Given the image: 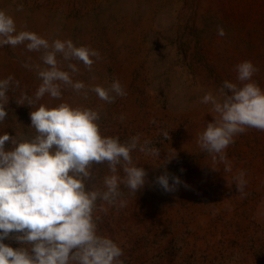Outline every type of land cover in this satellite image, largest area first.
I'll list each match as a JSON object with an SVG mask.
<instances>
[{"label": "rangeland", "instance_id": "1", "mask_svg": "<svg viewBox=\"0 0 264 264\" xmlns=\"http://www.w3.org/2000/svg\"><path fill=\"white\" fill-rule=\"evenodd\" d=\"M0 10L18 31L97 50L91 71L73 61L79 68L73 79L105 88L118 80L127 93L105 103L93 92L85 98L64 89L62 100L45 96L38 102L95 109L101 134L121 143L139 134L131 155L147 174L145 185L133 193L121 184L125 206L98 201L106 210L94 213L99 234L123 250V264H264V131L234 137L224 153L231 171L197 144L212 120L211 105L201 98L217 94L225 80L238 83L235 65L250 61L257 69L252 79L264 89V0H0ZM39 57L24 45L0 47V79L11 75L19 82L7 93L0 135L21 140L35 134L29 128L34 107L22 97L32 98L41 83L34 67ZM57 59L67 70V62ZM146 140L158 158L139 151ZM241 170L243 194L235 180ZM92 171L87 186L103 191L107 166ZM165 171L170 184L171 176L181 180L175 191L155 183ZM3 242L21 246L11 238Z\"/></svg>", "mask_w": 264, "mask_h": 264}, {"label": "clouds", "instance_id": "2", "mask_svg": "<svg viewBox=\"0 0 264 264\" xmlns=\"http://www.w3.org/2000/svg\"><path fill=\"white\" fill-rule=\"evenodd\" d=\"M217 34L225 35L219 27ZM20 45L28 52L40 53L41 63L34 67L41 83L32 98L22 97L34 107L29 128L35 134L21 140L7 132L0 135V264H123V250L111 238L99 234L94 213L106 210L98 201L125 206L119 199L121 184L133 193L145 185L147 174L133 163L131 155L137 150L139 134L121 143L119 137L101 134L100 114L95 109L67 102L55 106L38 102L45 96L62 100L64 89L83 93L85 98L93 92L105 103H113L116 96L127 93L118 80L105 88L88 87L73 79L79 72L77 63L91 71L95 59H99L97 50L76 46L71 40L54 39L50 43L35 32L18 31L13 17L0 10V47ZM58 55L67 62V70H63ZM234 71L238 83L225 80L217 94L207 92L201 98L202 104L211 105L212 120L197 134L199 148L214 161L219 157L225 171H231L224 153L234 137L248 129L264 131V89L252 79L257 69L250 61H243L234 66ZM13 84L19 87L11 75L0 79V123L8 116L7 93ZM148 144L146 140L139 145V151L158 158L159 150L148 148ZM94 165L108 168L103 191L94 184L87 186L93 180ZM244 177L242 170L235 177L236 190L242 194L247 184ZM169 179L165 171L155 183L165 192L175 191L182 183L176 176H171V184ZM9 238L21 246H8L3 241Z\"/></svg>", "mask_w": 264, "mask_h": 264}]
</instances>
